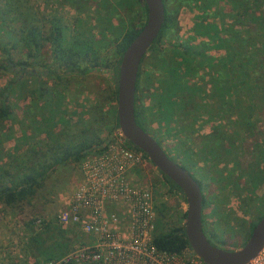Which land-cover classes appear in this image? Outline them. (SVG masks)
I'll return each instance as SVG.
<instances>
[{
  "label": "trees",
  "instance_id": "16d2710c",
  "mask_svg": "<svg viewBox=\"0 0 264 264\" xmlns=\"http://www.w3.org/2000/svg\"><path fill=\"white\" fill-rule=\"evenodd\" d=\"M220 1L222 0H194L198 12L191 31L195 36L192 34L190 40L177 41L171 45H164L162 38L168 34H177L178 23L174 12L177 13L179 6L176 3L172 11L164 10V21L159 35L142 58L138 70L134 107L136 121L141 126L144 117L142 108L138 106L141 92L139 81L144 58L148 55L159 61L161 66L154 93L155 116L159 122L168 124L170 119L175 118L180 122L183 116H186L185 119L191 124L196 120V114L204 110L208 115L224 116L230 113L234 116L231 117V126L233 124L243 127L254 124L250 120H253L256 110H259V114H264V8L261 11L257 8L264 0L235 1L241 6L240 16H250V22L244 30H236L233 27L227 29L221 27L217 21L209 20L210 17H224L222 10L218 12ZM191 2L189 0V5ZM211 4L214 9H209ZM12 6L13 4L9 3L0 7V16H8L14 10L17 11V7L13 9ZM97 13L101 28L100 37L80 33L67 40L59 22L50 19L46 28L27 23L17 33L0 43V51L3 54V59L0 60V77L5 72L12 74L0 86V125L7 121H17L10 101L13 95L18 100L28 97L37 99V102L33 101L36 108L46 110L38 119L33 116L30 118L33 129L43 134L42 139L25 145L17 155L18 158L8 167L0 166V205L23 212L35 197L41 194L47 179L57 168L76 165L89 155L101 153L114 139L115 132L119 129L118 65L124 49L144 24L146 6L143 0H116L114 4L109 3V0H98ZM113 17H116L115 20ZM0 30H3L1 25ZM198 37L200 39L194 42ZM215 49H223L224 52L215 56L211 53V50ZM167 51L172 52L171 56ZM177 55L180 60L175 59ZM39 61L41 67L47 70V73H42L40 80L34 74L26 72V67H36ZM100 70L110 71V83L99 90L89 106L81 109L78 121L81 126L72 131L71 126L77 123H69L67 113H60L55 103L63 96L62 90L66 89L67 84L76 76ZM46 78L53 79L54 86L62 85V89H49L45 85ZM195 79L199 81L196 82ZM31 82L32 85H29ZM207 83L212 86L208 88ZM25 90L29 91L28 95L18 97V92ZM18 122L20 123L19 120ZM54 128L58 131L55 132ZM234 129L233 127L230 133L219 130L205 135L197 152L188 151V154L192 153V158L194 155L197 158H190V166L196 165L197 160H208L207 155L216 157L220 148L224 150L223 153H235L234 140L240 135L237 131L246 132L247 129ZM23 132L22 142L18 141L19 145L16 143L18 150L22 144H27L31 136L28 129H23ZM222 134L225 136L222 137ZM261 139L263 137H258V140ZM124 141L130 148L140 150L125 138ZM181 143L185 144V141L181 140ZM143 154L147 157L144 152ZM236 156L233 155L231 159L232 170L241 168L242 160ZM158 172L169 186L170 192L185 201L181 189L165 174ZM229 177L225 176L227 184L231 181ZM248 178L254 184L264 182V169L249 171ZM198 183L202 188L201 181ZM205 203V194L202 192V213ZM155 209L158 208L155 206ZM158 212L162 211L158 209ZM261 216L249 223L248 235ZM184 220L185 210L179 217L180 224L177 225L164 226L158 217L152 243L166 253L183 254L185 249L190 247L184 232ZM26 227L36 234L37 241L30 248L33 256L41 257L36 263L45 264L71 250L72 239L67 235V230L57 222L56 217L52 220L32 218L27 221ZM208 240L210 241L209 237Z\"/></svg>",
  "mask_w": 264,
  "mask_h": 264
},
{
  "label": "rangeland",
  "instance_id": "374dc122",
  "mask_svg": "<svg viewBox=\"0 0 264 264\" xmlns=\"http://www.w3.org/2000/svg\"><path fill=\"white\" fill-rule=\"evenodd\" d=\"M77 1L0 0V7L7 6L9 3L13 4V9L17 7V11L14 10L8 16H0V25L3 27V30H0V43L17 33L27 23L38 24L46 28L49 26L50 19L59 22L63 35L67 40L80 33L85 36L93 34V37H100L101 28L97 13L98 0ZM235 1H220L218 12L222 10L224 17L219 16L216 19L210 17L209 20L211 22L217 21L221 27L227 29L233 27L236 30H244L247 23L250 22V16H240L241 6ZM109 3L114 4L116 0H109ZM211 8H215L213 4L210 5L209 9ZM257 8L261 11L264 8V3H260ZM173 9L175 7L169 4L168 10L172 11ZM175 14L176 12H174ZM196 16V11L191 8L180 9L176 18L178 23L177 34L164 36L162 38L163 44L171 45L177 41L188 40L190 35L193 34L191 28ZM11 17L13 19H10ZM115 18L113 17L114 20ZM199 39L200 37L195 39L194 42ZM223 52V49L211 50V53L215 56H219ZM167 53L170 56L172 54L170 51H167ZM48 57L49 54H47V59ZM2 59L3 54L0 51V60ZM175 59L180 60L178 55ZM40 62L36 67H41ZM160 67L159 61L153 56L148 55L144 58L139 81L141 92L138 100V106L143 111L144 121L142 123L157 136L166 148H164L165 151L167 150L173 160L178 163L181 162L180 165L183 167L187 166L185 168L191 170L201 181L206 198L202 219L210 241L226 250L236 249L248 238L249 223L256 221L264 213V182L254 184L248 178L249 171L264 169V114H259V110H256L253 114V120H250L254 124L243 126L247 129L246 132L241 125L233 126L232 124V130L233 127L234 130H237L238 127L244 130L237 131V133L240 132V135L237 140H234V144L238 147V149L235 147V153L227 154L221 150L215 157L216 159L207 155L208 160H197V164L191 167L188 161L192 158V153L197 152L202 139L205 138L204 136L212 131L210 128L212 121L218 119L214 120L215 114L208 115L204 110H200L196 114V120L191 124L185 119L186 116H183L180 122H177L176 118L174 120L170 119L168 124L164 121L159 122L155 116L154 93L156 92L158 77L161 74ZM11 75L10 72L3 73L0 77V86ZM110 76V71H91L76 76L67 84L66 89L62 90L63 96L55 104L60 113H67L66 117H68L69 123H77L71 126L72 131H76L81 126L78 123L81 117V109L89 106L99 90L104 89L110 83ZM31 80L33 81L34 78ZM44 80H46L45 85L49 89H54V87L62 89V85L54 86L53 79L46 78ZM195 81L199 80L195 79ZM29 85H32V82ZM206 85L208 88L212 86L209 83ZM28 92L27 90L18 92V97H20L19 95L26 96ZM10 101H12L17 121H7L5 124L0 125V166L4 167H8L14 162L15 158H18L17 155L21 153L25 145L28 146L42 139L43 134L33 129L30 118L33 116L38 119L41 113L46 112L44 108H36L33 101L37 102V99L32 100L28 97L18 100L13 95ZM231 117L234 118V116ZM146 128L144 129L146 130ZM23 129H28L30 131L29 135L33 137L30 136L27 144H22L21 149L18 150L16 147L19 145L18 141L22 142ZM53 130L58 131L55 128ZM253 131L255 134H253ZM258 137H263V139L258 140ZM181 140L185 141V144H182ZM189 150H192L191 155L188 154ZM233 155H237L236 157L240 161L242 160L240 166L244 165L243 167L232 170L231 159H233ZM193 159H197L195 155ZM258 165L260 167H254ZM79 175L80 163L57 168L47 179L46 187L41 191V194L39 193L32 204L27 206L23 212L0 205V264L23 263L18 260L17 254H25L28 250L30 252V248L37 241V238L35 239L36 234L26 227L27 221L32 218L46 220L55 218L64 207L65 199L72 192ZM226 175L230 176L229 179H231L228 184L225 179ZM137 177L142 184L150 188L154 206L162 211L159 213L158 209H155L156 219L160 217L164 226L180 224L179 217L186 210V202L179 198L177 194L170 192L169 186L163 181L155 166L152 163L146 164L143 168L137 170ZM64 228L67 230V235L72 239V247L77 245L79 241L87 239L83 233L72 229L73 227ZM28 253L25 255L28 256ZM23 264L28 263L24 262Z\"/></svg>",
  "mask_w": 264,
  "mask_h": 264
},
{
  "label": "built area",
  "instance_id": "2783aa9c",
  "mask_svg": "<svg viewBox=\"0 0 264 264\" xmlns=\"http://www.w3.org/2000/svg\"><path fill=\"white\" fill-rule=\"evenodd\" d=\"M115 134L107 149L80 163L79 178L56 215L62 227L87 239L45 264H204L190 247L177 255L152 243L154 199L137 177L151 161L127 146L119 129ZM247 264H264V248Z\"/></svg>",
  "mask_w": 264,
  "mask_h": 264
},
{
  "label": "water",
  "instance_id": "95a60500",
  "mask_svg": "<svg viewBox=\"0 0 264 264\" xmlns=\"http://www.w3.org/2000/svg\"><path fill=\"white\" fill-rule=\"evenodd\" d=\"M144 24L124 49L117 77V118L122 136L144 152L155 168L170 178L182 191L185 202L184 232L191 252L204 264H247L264 248V214L254 225L246 241L226 250L212 244L202 223V189L191 172L173 160L135 118V90L138 70L144 55L159 35L164 21L163 0H143Z\"/></svg>",
  "mask_w": 264,
  "mask_h": 264
},
{
  "label": "flooded vegetation",
  "instance_id": "af4514ba",
  "mask_svg": "<svg viewBox=\"0 0 264 264\" xmlns=\"http://www.w3.org/2000/svg\"><path fill=\"white\" fill-rule=\"evenodd\" d=\"M192 1L191 2V5H189V0H163V4H164V10L167 9L168 10V6L169 4L173 5V7L176 6V3H177V6H179L178 10H177V13H176V17H177V14L178 12L180 11V9H183V8H191L192 10H195L196 11V14H197V8H196V5L194 3V0H190ZM198 2V0H196ZM177 21V20H176ZM26 72H30L34 75H36L37 79L40 80L42 78V73H47V70L42 68V67H26ZM228 109L225 111V113H227ZM216 118V119H215ZM215 118L214 120H217V121H212V124L210 125V128L212 131H214V133H216L217 131L219 130H222L224 133L227 131V133H230L231 130H232V127H231V115L230 113L229 114H226L224 116H220V114H215ZM223 118L222 120H219ZM223 122V124H221ZM144 128H146L144 125H142ZM147 132L149 131L148 128H146ZM210 131V132H212ZM209 132V133H210ZM149 133L157 140V142L162 146V148L164 149L165 147L161 144V142L159 141V139L157 138V136L149 131ZM222 137H224L225 135H221ZM222 145V144H220ZM166 149V148H165ZM164 149V150H165ZM223 151L224 150L222 148H220L219 150H217L218 153H220V151ZM170 157L171 155L167 152V150L165 151ZM172 158V157H171ZM215 158V157H214ZM216 159V158H215ZM176 161V160H175ZM200 162V161H199ZM198 162V164H199ZM181 162H179L180 164ZM244 165H242L241 167H243ZM188 169V168H187ZM189 170V169H188ZM191 174L193 175V177L197 180V181H200L197 176L191 171ZM201 186V185H200ZM203 188V187H202ZM201 188V189H202ZM202 192H203V189H202ZM203 214V213H202ZM202 223H203V219H202ZM203 227H204V232L208 238V233L206 231V228L203 224Z\"/></svg>",
  "mask_w": 264,
  "mask_h": 264
},
{
  "label": "crops",
  "instance_id": "0c3cea01",
  "mask_svg": "<svg viewBox=\"0 0 264 264\" xmlns=\"http://www.w3.org/2000/svg\"><path fill=\"white\" fill-rule=\"evenodd\" d=\"M27 253L28 252H26L25 254H27ZM25 254H22V253L21 254H17L18 260L22 261L23 263L25 262V263H28V264H39V262L38 263H36V262H37V260H41V257L33 256L31 253H28V256H26Z\"/></svg>",
  "mask_w": 264,
  "mask_h": 264
}]
</instances>
